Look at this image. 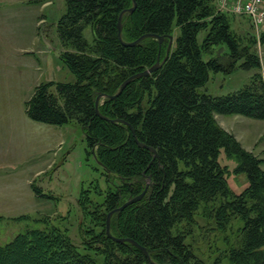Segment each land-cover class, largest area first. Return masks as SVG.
<instances>
[{
  "label": "trees",
  "instance_id": "16d2710c",
  "mask_svg": "<svg viewBox=\"0 0 264 264\" xmlns=\"http://www.w3.org/2000/svg\"><path fill=\"white\" fill-rule=\"evenodd\" d=\"M63 1L66 10L56 27L64 48L59 58L75 82L37 85L25 112L35 122L78 125L87 154L103 166L113 187L100 205L89 200L88 191L81 192V219L92 228L78 233L80 245L55 227L31 230L0 247V264H206L185 244V235L173 231L183 222L191 224L198 212L212 219L219 232L234 219L242 224L236 244L224 255L227 264H264L261 161L215 119L240 115L264 120V82L254 77L224 96L200 91L211 72L228 75L237 68H261L250 46L241 45L231 33L227 13L219 12L213 0H135L132 13L127 12L132 0ZM122 12L124 43L145 34L163 36L162 43L146 38L135 46L123 45L118 38ZM86 27L90 44L83 37ZM174 27L179 35L173 40ZM201 32L205 35L200 41ZM170 36L172 45L161 66L131 81L115 99L101 98L98 111L107 120L97 116L96 97L114 95L128 77L149 69L157 59L162 62ZM260 41L264 43V32ZM221 150L235 158L234 173L247 176L248 186L239 195L228 188V170L218 162ZM146 186L139 201L112 215L110 234L145 248L149 259L132 244L115 242L105 233L107 213ZM31 188L44 196L34 183Z\"/></svg>",
  "mask_w": 264,
  "mask_h": 264
},
{
  "label": "rangeland",
  "instance_id": "374dc122",
  "mask_svg": "<svg viewBox=\"0 0 264 264\" xmlns=\"http://www.w3.org/2000/svg\"><path fill=\"white\" fill-rule=\"evenodd\" d=\"M39 1L40 5L42 1L45 4L37 8V39L14 64L17 75L10 78V90L1 83L13 67L0 61V247L19 234L51 227L66 231L73 243L80 245L78 233L92 228L81 219L83 213L78 204L81 192L88 191L89 200L100 205L109 187H113L107 183L105 172L94 156L87 154L85 137L78 125H49L32 121L26 115L25 103L37 85L75 82L59 58L64 48L56 27L65 13V3ZM226 18L231 33L241 45L250 46L261 68L250 71L237 68L228 75L211 72L200 91L213 97L238 91L257 76L264 82V43L260 41L264 22L256 29L246 17L227 13ZM178 35L179 30L174 27L173 40ZM204 35V32L199 34L200 41ZM83 37L92 43L89 27L84 29ZM3 50L0 48V54ZM203 59L208 57L204 55ZM215 119L243 149L261 161L264 170V120L240 115H216ZM218 162L228 170L226 180L230 191L241 194L248 186V179L244 173H234L235 158L221 150ZM33 183L45 197L33 192ZM217 204L218 200L213 206ZM241 226L234 219L225 232H219L212 219L198 212L191 224L183 222L173 231L185 235V244L204 263L219 260L220 264H227L224 255L230 245L236 244Z\"/></svg>",
  "mask_w": 264,
  "mask_h": 264
},
{
  "label": "crops",
  "instance_id": "0c3cea01",
  "mask_svg": "<svg viewBox=\"0 0 264 264\" xmlns=\"http://www.w3.org/2000/svg\"><path fill=\"white\" fill-rule=\"evenodd\" d=\"M42 2L40 5L39 0H0V48H4L0 61L13 67L6 73L5 82L1 83L7 86V90H10V78L17 75L14 64L24 57L25 50L37 39V8L45 4Z\"/></svg>",
  "mask_w": 264,
  "mask_h": 264
},
{
  "label": "water",
  "instance_id": "95a60500",
  "mask_svg": "<svg viewBox=\"0 0 264 264\" xmlns=\"http://www.w3.org/2000/svg\"><path fill=\"white\" fill-rule=\"evenodd\" d=\"M135 8V0H132V8H130L129 10H127L128 13H132V11L134 10ZM125 12H122L120 15H119V19H118V38L119 40L123 43V45H126V46H135L137 44H139L142 40L146 39V38H152V39H156L158 41L159 44L162 43L163 41V36H158V35H155V34H145V35H142L140 36L139 38H137L136 40H134L133 42H130V43H124L122 40H121V19H122V16ZM171 45H172V37L170 36L169 37V42H168V46H167V49H166V54H165V58L163 59L162 62H159V60L157 59L156 63L150 67L149 69L147 70H144L142 72H139V73H136V74H133L131 75L130 77H128L126 80H124L121 85L119 86L117 92L114 94V95H111V96H108V95H105V94H100L96 97L95 99V113L97 116L101 117L102 119H106L105 117H103L99 111H98V106H99V103H100V100L101 98H108V99H115L117 96H119L121 94V92L123 91V89L133 80L135 79H138V78H141V77H146L148 75H150L151 73H153L154 71H156L160 66L161 64L165 61V59L167 58L168 54H169V51H170V48H171ZM107 120V119H106ZM110 122L112 123H123L125 124L124 121L122 120H110ZM138 145L140 147H143L142 144L138 143ZM149 151L151 152H154L152 148H148ZM94 156V155H93ZM101 168H103V166L100 164V163H97ZM146 190H147V186L145 187V189L143 190V192L141 194H139L138 196H136L135 198H132L130 200H128L127 202H125L123 205H121L120 207L116 208L115 210H112L110 212L107 213L106 215V221H105V233L106 235L111 238L112 240H114L115 242H118V243H123V242H128L130 244H132L133 246H135L136 248H138L146 258L149 259V256L145 250V248L141 247L140 245H138L137 243H135L134 241L130 240V239H117V238H114L111 236L110 234V218L112 217L113 214L115 213H119L120 211H122L126 206L136 202V201H139L143 196L144 194L146 193ZM151 262V261H150Z\"/></svg>",
  "mask_w": 264,
  "mask_h": 264
},
{
  "label": "built area",
  "instance_id": "2783aa9c",
  "mask_svg": "<svg viewBox=\"0 0 264 264\" xmlns=\"http://www.w3.org/2000/svg\"><path fill=\"white\" fill-rule=\"evenodd\" d=\"M215 5L219 12L248 18L256 29L264 22V0H215Z\"/></svg>",
  "mask_w": 264,
  "mask_h": 264
}]
</instances>
